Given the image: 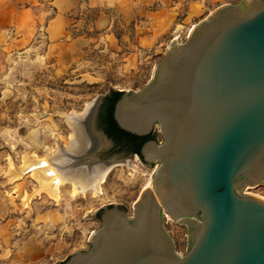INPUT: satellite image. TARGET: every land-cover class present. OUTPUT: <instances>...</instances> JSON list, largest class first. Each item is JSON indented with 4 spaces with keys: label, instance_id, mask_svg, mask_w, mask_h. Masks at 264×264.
<instances>
[{
    "label": "water",
    "instance_id": "95a60500",
    "mask_svg": "<svg viewBox=\"0 0 264 264\" xmlns=\"http://www.w3.org/2000/svg\"><path fill=\"white\" fill-rule=\"evenodd\" d=\"M113 91L120 92L112 107L118 128L159 134L137 154L157 166L131 216L121 203L103 204L88 249L54 264H264V197L242 192L264 181V0L219 5L166 45L141 88L110 87L67 114L69 146L58 144L47 159L82 189L133 155L95 126ZM166 217L186 227L183 253Z\"/></svg>",
    "mask_w": 264,
    "mask_h": 264
},
{
    "label": "rangeland",
    "instance_id": "374dc122",
    "mask_svg": "<svg viewBox=\"0 0 264 264\" xmlns=\"http://www.w3.org/2000/svg\"><path fill=\"white\" fill-rule=\"evenodd\" d=\"M85 22L70 26L59 41L48 42L38 28L29 40L0 47V264H54L88 249L89 235L100 226L95 211L115 202L131 216L132 204L157 166L146 167L133 153L124 158L127 166L112 165L99 192L73 193L64 184L57 196L27 169L32 160L55 152L58 144L69 146V112H82L85 101L110 87L141 88L166 45L179 35L183 40L188 32L186 26L173 27L159 42L138 46L121 42V27L115 32L117 41L109 42L102 30ZM154 138L161 140L156 132ZM242 192L264 197V181ZM165 219L175 250L183 253L185 225Z\"/></svg>",
    "mask_w": 264,
    "mask_h": 264
},
{
    "label": "crops",
    "instance_id": "0c3cea01",
    "mask_svg": "<svg viewBox=\"0 0 264 264\" xmlns=\"http://www.w3.org/2000/svg\"><path fill=\"white\" fill-rule=\"evenodd\" d=\"M230 1L237 0H0V47L23 43L38 28L48 42L59 41L70 26L86 20L109 42L117 41L115 32L121 27V42L144 46L159 42L173 27L189 29ZM131 53L136 57L134 49Z\"/></svg>",
    "mask_w": 264,
    "mask_h": 264
},
{
    "label": "bare ground",
    "instance_id": "6f19581e",
    "mask_svg": "<svg viewBox=\"0 0 264 264\" xmlns=\"http://www.w3.org/2000/svg\"><path fill=\"white\" fill-rule=\"evenodd\" d=\"M193 26H194V24L188 29V32L191 30V28ZM188 32H187V34H188ZM65 119L71 128L70 123L67 121V115L65 116ZM69 137H70V139L72 138V132H71V135ZM111 168H112V166L110 168L106 169L98 177L96 182L93 184V187L88 186L85 189H82V187L80 186L79 183H74V182H70L68 180H64L47 158L40 159L38 161L32 160L31 164L27 166V169L31 172L32 176H35L36 179H38L37 181H39L41 187L44 188L50 195H53V196H57L60 186L64 185V184H69L71 186V191L73 193L85 192L87 190H90L93 193H97L100 191L101 184H102V182H104L105 177ZM150 181L151 180L148 181V183L146 184L145 187H147L150 184Z\"/></svg>",
    "mask_w": 264,
    "mask_h": 264
},
{
    "label": "trees",
    "instance_id": "16d2710c",
    "mask_svg": "<svg viewBox=\"0 0 264 264\" xmlns=\"http://www.w3.org/2000/svg\"><path fill=\"white\" fill-rule=\"evenodd\" d=\"M120 92H111L110 95L106 96L104 98V113H103V124L105 132L108 135L115 136L117 139H121L126 141L130 147L132 148L133 152L138 153L139 147L141 144L149 138H154V134L151 133L147 136H135L133 134H130L128 132H125L117 127L115 121L112 118V107L114 102L119 97Z\"/></svg>",
    "mask_w": 264,
    "mask_h": 264
},
{
    "label": "flooded vegetation",
    "instance_id": "af4514ba",
    "mask_svg": "<svg viewBox=\"0 0 264 264\" xmlns=\"http://www.w3.org/2000/svg\"><path fill=\"white\" fill-rule=\"evenodd\" d=\"M103 104H104V99L101 101V103L98 106V109H97V112H96V116H95V126L98 129H101L104 132V124H103V121H102L103 120V113H104ZM121 143L124 144L123 146L126 148L125 151H127V149H128V150H131V153H134V154L136 153V152L132 151V148L129 149L128 144H127L126 141L123 140V141H121ZM138 153H139V150H138ZM138 153H136V154H138Z\"/></svg>",
    "mask_w": 264,
    "mask_h": 264
}]
</instances>
